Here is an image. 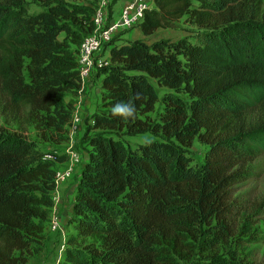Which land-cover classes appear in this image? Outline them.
<instances>
[{
	"label": "trees",
	"instance_id": "obj_1",
	"mask_svg": "<svg viewBox=\"0 0 264 264\" xmlns=\"http://www.w3.org/2000/svg\"><path fill=\"white\" fill-rule=\"evenodd\" d=\"M152 2L137 26L144 36L180 21L191 29L173 42L113 40L109 66L96 75L100 106L82 138L87 158L54 264H250L240 249L260 239L240 223L247 215L232 189L264 153L263 1ZM96 3L0 0L4 124L31 127L44 142L69 138L72 110L60 95L77 94L78 48ZM156 88L171 93L152 121ZM143 134L154 139L124 140ZM194 141L206 147L200 163L189 152ZM66 160L0 127V264H27L39 248L55 165Z\"/></svg>",
	"mask_w": 264,
	"mask_h": 264
},
{
	"label": "rangeland",
	"instance_id": "obj_2",
	"mask_svg": "<svg viewBox=\"0 0 264 264\" xmlns=\"http://www.w3.org/2000/svg\"><path fill=\"white\" fill-rule=\"evenodd\" d=\"M147 1L149 4L151 0ZM262 1L264 9V0ZM123 3L124 0H117L115 5L116 12L119 11ZM149 6L152 8L154 7L153 4H149ZM190 29L191 27L189 25L180 21L177 29H158L148 37L144 36L138 27L132 30V34L130 35L131 37L127 35L128 31L121 36L124 40L128 38L132 40L143 39L147 44L162 39L173 42L187 36L188 30ZM121 36L116 39L117 43L123 42ZM63 37L64 34H61L59 40H62ZM98 79L99 77L97 78L94 76L91 80V83H94L95 89H99L100 81H98ZM156 91L159 97V102L157 103L154 112L150 114L152 121L158 120V114L162 109L160 102L162 96L171 93L165 88H156ZM86 92L81 95L82 102L90 99L88 96L90 92ZM179 97L185 99V97L182 95H179ZM60 101L62 104L69 106L72 111L76 109L72 106L74 101L68 97L67 93H62L60 95ZM99 106L100 95L95 93L91 96V107L87 108L88 110L86 113L81 114L80 111V116L82 119L80 132L72 136V138H67V140L60 143L44 142L37 136L36 132L31 127H28L26 130H20L14 125L4 124L0 117V127H2L5 131L23 134L24 137L34 141L37 146L47 154H64L67 156V159L71 154H75L78 158V161L74 162L72 166V177L61 184L52 193L53 207L49 213V220L44 229L43 238L40 242L39 248H36V250L29 257L27 264H54L60 259L62 255L66 244V239L70 232L68 219L72 214L76 181L84 159L87 156V146L82 142V138L90 124L88 123L90 111L94 112ZM149 139H154V137L149 134H143L124 138L130 147H134L135 145L141 144ZM205 150L206 147L204 145H201L198 141H194L192 147L189 149V152L193 158L200 163L203 161ZM47 158L50 160L51 156L48 155ZM249 167L254 170L253 176L244 182L236 184L232 189V194L237 206L245 209V213L247 215V219L241 218L240 223H242L244 220L248 221V227L251 229L249 233L253 236L259 237L260 239L256 243H244L245 245L240 249V251L241 255L247 256L245 259L250 264H264V207L259 208L260 202L264 199V153L260 155ZM52 224H55L56 227L53 228ZM247 236L248 235L246 234L245 237Z\"/></svg>",
	"mask_w": 264,
	"mask_h": 264
},
{
	"label": "built area",
	"instance_id": "obj_3",
	"mask_svg": "<svg viewBox=\"0 0 264 264\" xmlns=\"http://www.w3.org/2000/svg\"><path fill=\"white\" fill-rule=\"evenodd\" d=\"M149 4L147 0H126L116 12L113 9L112 0L97 1L91 18L92 33L83 38L78 48V96L87 91L89 82L100 70L109 66L108 54L113 40L137 27L144 12L151 9ZM81 123L80 111L76 108L72 111V117L67 127L69 138L80 132ZM77 161V156L71 154L65 162L55 165V190L72 177V166ZM52 227L55 228L56 225L52 224Z\"/></svg>",
	"mask_w": 264,
	"mask_h": 264
},
{
	"label": "crops",
	"instance_id": "obj_4",
	"mask_svg": "<svg viewBox=\"0 0 264 264\" xmlns=\"http://www.w3.org/2000/svg\"><path fill=\"white\" fill-rule=\"evenodd\" d=\"M91 1H98V0H91ZM120 1V0H119ZM125 1L126 0H124V3H125ZM117 3V2H116ZM116 3L114 4V6H113V9L115 10V5H116ZM123 3V4H124ZM150 3H151V5L153 4V2H152V0L150 1ZM152 8V7H151ZM135 28H137V27H135ZM135 28H133V29H135ZM133 29H131V30H129L128 32H127V35L128 36H130L131 34H132V30ZM157 31V30H156ZM155 31V32H156ZM152 35V34H151ZM122 37V36H121ZM131 37V36H130ZM148 37V36H147ZM122 39H123V37H122ZM134 40V39H133ZM132 39H130V38H128V39H126V40H124L123 39V42H132L133 41ZM141 40H143V39H141ZM144 41V40H143ZM101 79L102 78H99L98 79V81H100L101 82ZM92 80V79H91ZM93 83V82H92ZM91 83V81H90V84H89V87H88V90H87V92L86 93H88V92H90L89 93V100H85L84 102H82V96H78L77 94L75 95V94H70V93H67V95H68V97H70L74 102L72 103V106L73 107H75V108H77L79 111H81V114L82 113H86V111L88 110L87 108H89V107H91V96L93 95V94H95V93H97V94H99L100 95V84H99V89H95V87H94V83L92 84ZM85 93V94H86ZM92 111H90V113H89V116H91L92 115ZM91 122V121H90ZM89 122V123H90ZM86 158H87V156L85 157V159H84V161L86 160ZM84 163V162H83Z\"/></svg>",
	"mask_w": 264,
	"mask_h": 264
}]
</instances>
